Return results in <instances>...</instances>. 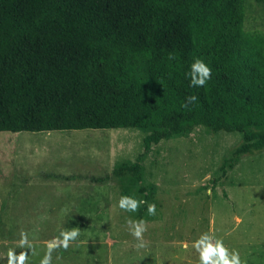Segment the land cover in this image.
Listing matches in <instances>:
<instances>
[{
  "label": "trees",
  "instance_id": "16d2710c",
  "mask_svg": "<svg viewBox=\"0 0 264 264\" xmlns=\"http://www.w3.org/2000/svg\"><path fill=\"white\" fill-rule=\"evenodd\" d=\"M243 3L0 0V131L137 127L149 150L203 125L243 133L233 168L264 148V34L244 30ZM197 57L203 87L187 76Z\"/></svg>",
  "mask_w": 264,
  "mask_h": 264
},
{
  "label": "rangeland",
  "instance_id": "374dc122",
  "mask_svg": "<svg viewBox=\"0 0 264 264\" xmlns=\"http://www.w3.org/2000/svg\"><path fill=\"white\" fill-rule=\"evenodd\" d=\"M243 6L244 30L264 34V0ZM149 133L0 131V264L9 249L21 250V231L33 246L29 264H39L46 244L72 227L80 236L54 251L52 264H199L192 242L209 231L246 264H264V148L230 168L242 132L198 125L146 150ZM125 162H139V172L122 170ZM121 195L154 203L156 215L147 205L121 210ZM129 218L146 221V248H136Z\"/></svg>",
  "mask_w": 264,
  "mask_h": 264
},
{
  "label": "clouds",
  "instance_id": "9594fccd",
  "mask_svg": "<svg viewBox=\"0 0 264 264\" xmlns=\"http://www.w3.org/2000/svg\"><path fill=\"white\" fill-rule=\"evenodd\" d=\"M169 59H174V57L170 55ZM187 76L189 77L191 87H203L211 79V68L204 60L197 57L192 60ZM196 100V96H188L184 107L194 104ZM141 205H147L148 215H156V205L154 203H149L132 195H121L118 200V207L129 213L139 211ZM126 223L129 234L137 241L136 248H146L148 246V242L144 238V233L147 231L146 221L129 218ZM79 236L80 230L77 227L61 228L59 235L53 237L46 244V251L39 260V264H52L53 252L59 248L67 250L70 243L76 241ZM192 246L198 253L199 264H246V261H242L238 250L229 249L223 240L217 238L211 231L201 233L192 242ZM17 247L21 249L19 252L15 249L8 250L5 258L6 264H29V252L27 250L31 252L33 246L26 232L21 231Z\"/></svg>",
  "mask_w": 264,
  "mask_h": 264
}]
</instances>
